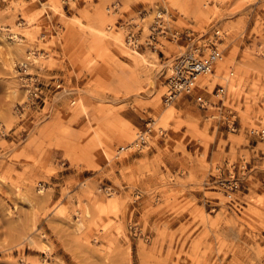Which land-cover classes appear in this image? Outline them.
<instances>
[{
	"label": "rangeland",
	"instance_id": "374dc122",
	"mask_svg": "<svg viewBox=\"0 0 264 264\" xmlns=\"http://www.w3.org/2000/svg\"><path fill=\"white\" fill-rule=\"evenodd\" d=\"M182 1L0 0V264H264V0ZM157 11L220 52L198 85L221 86V105L167 112L183 49L123 43ZM22 71L47 101L18 116ZM231 168L245 190L224 197L207 175Z\"/></svg>",
	"mask_w": 264,
	"mask_h": 264
},
{
	"label": "built area",
	"instance_id": "2783aa9c",
	"mask_svg": "<svg viewBox=\"0 0 264 264\" xmlns=\"http://www.w3.org/2000/svg\"><path fill=\"white\" fill-rule=\"evenodd\" d=\"M142 13L143 11L137 14L140 20L144 15ZM162 14V11L155 13L152 22L147 27L148 34L143 42H139V29L135 32L132 31V29H136L135 24L124 25L125 34L123 41L128 48L135 51L140 50L142 47L153 49L154 46H159V39L172 41L183 49L182 52L177 53L171 58L169 66L164 70L165 91L162 96L163 105L173 104L179 99H188L201 112H205L212 104L221 105L224 92L220 86L215 85L210 94H207L204 88H199L195 82L197 77L210 72L213 64L219 58L220 52L210 42L205 47L198 46L196 44L197 42H192V34L187 30L181 32L169 30L165 22L161 19ZM217 34L218 32H214L213 37H216ZM21 69L24 70L25 68L21 67ZM22 73L24 76L23 80L25 84L23 88L26 91V100L16 109L18 116H22L26 110L36 111L39 108L42 109L47 101V96L42 91V85L35 77L25 74L24 71ZM54 89H59V84L55 85ZM211 98L213 102L210 101ZM234 123V120L226 122V130L234 132ZM144 134L141 133L136 136L131 143V148H133L134 152L145 148L147 140ZM259 135L261 136L262 132ZM118 151L121 152V149H118ZM240 170L243 171L242 168ZM216 171L217 173L215 175H207V184L211 186L210 188L217 190L224 197L241 193L245 190L242 176L236 173L234 168L230 170L224 169L223 171L218 169ZM227 205H233L231 204V199L228 200ZM211 211H214V209H211Z\"/></svg>",
	"mask_w": 264,
	"mask_h": 264
},
{
	"label": "bare ground",
	"instance_id": "6f19581e",
	"mask_svg": "<svg viewBox=\"0 0 264 264\" xmlns=\"http://www.w3.org/2000/svg\"><path fill=\"white\" fill-rule=\"evenodd\" d=\"M199 0H183L182 1V4H183V7L184 8H190V7H194V9L195 10H197L198 9V2ZM162 18V17H161ZM99 30H100V28H99ZM116 34H118V33H116L115 32V34L114 35H116ZM11 39H13V38H11ZM14 39H16L15 37H14ZM117 43V42H116ZM123 43H124V41H123ZM118 45H119V47H121L122 49H123V44L120 42V43H118ZM124 45L126 46V44L124 43ZM127 47V46H126ZM128 48V47H127ZM154 50H156V48H155V46H154V48H153ZM124 50V49H123ZM128 50L130 51V52H133V51H135V50H133V49H130V48H128ZM127 53H128V51H126ZM128 54H130V53H128ZM31 55H33V57H31ZM38 56V54L37 55H34L33 53H32V51L28 54V56L26 55L25 56V58H26V61H31V63L33 64L34 63V61H32V59H35L36 57ZM219 58H220V56H219ZM219 58L215 61V63L213 64V66H212V68H211V70H210V72H208V73H206V74H204V75H202V76H199V77H197L196 79H195V82H196V85L199 87V85H198V80H201V81H203V85H205L204 83H205V79L207 78V76H209L211 73H213L214 72V68H215V66L217 65V63H218V60H219ZM170 62H171V60H170ZM27 63V62H26ZM23 65V67L24 68H26V64L25 63H22ZM169 66V65H168ZM167 66V67H168ZM21 81H22V86L24 87V80H23V78L21 79ZM221 87V86H220ZM200 88V87H199ZM203 88H205V87H203ZM222 88V87H221ZM223 89V88H222ZM16 91V90H15ZM24 92H25V90H24ZM16 93H19L18 91H16ZM21 94H23V91L22 92H20ZM223 96H225V94H223ZM159 98V97H158ZM224 98V97H223ZM25 100H26V94H25ZM158 100V99H157ZM223 100V99H222ZM156 103H158V102H156ZM174 104V103H173ZM156 105V104H155ZM170 105L171 104H169V105H166L167 106V108H168V111L167 112H171V109L172 108H170ZM253 132V131H252ZM262 132V131H261ZM141 134V133H140ZM144 134V133H143ZM262 134H263V132H262ZM139 134H137L136 136H138ZM148 138V137H147ZM131 145V144H130ZM133 150V148H131V146H129V147H127L126 148V150ZM89 215V214H88ZM89 217V216H88Z\"/></svg>",
	"mask_w": 264,
	"mask_h": 264
}]
</instances>
